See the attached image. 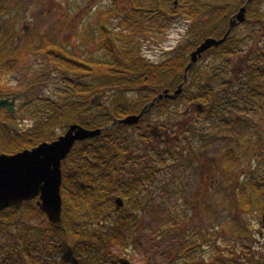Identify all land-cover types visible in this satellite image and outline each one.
I'll use <instances>...</instances> for the list:
<instances>
[{
	"label": "trees",
	"instance_id": "trees-1",
	"mask_svg": "<svg viewBox=\"0 0 264 264\" xmlns=\"http://www.w3.org/2000/svg\"><path fill=\"white\" fill-rule=\"evenodd\" d=\"M246 1L178 0L177 5L172 1L168 10L166 4L170 0H130V7H120L122 0H116L117 7L110 12L108 25L101 27L100 47L107 59L103 62L70 55L60 51L61 47L55 52L51 43L39 48L23 44L16 47L14 40L8 41L9 34L2 35L0 98L21 91L26 100L16 113L0 109V154H13L54 141L71 124L101 129L116 119L137 115L164 89H177L183 82L190 53L207 37L221 38L227 19ZM177 15L188 21L186 41L179 42L157 62L144 57L143 40L161 32L165 23ZM114 17L121 18L117 26L111 22ZM245 17L222 44L202 54L188 72L177 99L159 101L136 124H117L74 145L61 167L60 227L50 222L46 227L28 222L31 214L46 216L37 207L36 199L0 213V231L12 217L21 229L17 235L12 231L6 235L10 237L5 241L7 264H25L27 260H31L30 264H119L121 257L115 255L114 248L129 246L124 232L136 225L141 205L162 209L163 195L176 186L183 188L192 177L189 171L206 162L210 143L223 138L230 126L242 123L237 110L260 105L262 116L250 115L255 131L256 124L264 120V46L257 44L261 37L264 40V0H251ZM242 27L245 33L239 32ZM247 44L254 45L246 47ZM36 50H43L47 60L72 75L66 78L70 94L62 101L29 98L30 90H20V85L5 80ZM242 55L245 58H239ZM96 66L103 71L95 77L92 74ZM237 67L240 68L236 70ZM90 75L92 80L81 78ZM102 93H106V99L98 102L96 97ZM26 119L20 125L19 120ZM240 130H244L243 126ZM250 135L247 143H239L242 152L248 156L252 151L257 157L259 151L264 163V136L255 132ZM249 142L254 145L248 147ZM239 158L227 149L218 159L217 170L225 169L226 180L217 179L215 186L222 187L226 181L227 196L223 202L228 206L223 205V211L232 219V245L217 248L214 253L221 264H253L247 259L257 257L255 248L248 244L253 234L245 215L261 214L264 210V180H247L250 186H241L234 172ZM159 171L165 172L170 183L158 181ZM147 190H151L150 196L147 198L146 193L142 197ZM154 190H159L160 195L154 194ZM202 196L205 198L200 193L198 201L205 212H210L212 204H206ZM118 197L124 206L117 211ZM18 223L15 222V228ZM15 241L26 244L20 258ZM197 242L183 247L192 259Z\"/></svg>",
	"mask_w": 264,
	"mask_h": 264
},
{
	"label": "rangeland",
	"instance_id": "rangeland-1",
	"mask_svg": "<svg viewBox=\"0 0 264 264\" xmlns=\"http://www.w3.org/2000/svg\"><path fill=\"white\" fill-rule=\"evenodd\" d=\"M129 1L122 0L120 7H130ZM172 1H175L176 5L178 4V0H170L166 4L168 10H170ZM116 7V0H8L7 13L9 15L6 18V26L17 31L22 39L21 45L23 44L24 47L30 45L33 48H39L46 43H51V48L55 52L61 47L60 51L70 55H78L91 62H103L107 59L100 47L101 27L108 25L109 14ZM120 19L114 17L111 22L117 26ZM181 20L182 18L177 15L170 22L165 23L166 28L161 32L144 39L142 55L153 62L161 60L167 53V48L164 46L165 41L168 40L169 32L176 24L182 22ZM240 31L245 33V27H242ZM188 34L186 32V36L181 39V42L186 41ZM169 44L170 42H167V45ZM254 44H256L255 41ZM254 44H247L246 47ZM257 44H260L261 47L264 46L262 37ZM239 58L243 59L245 56L242 55ZM241 61L243 62V60ZM246 62L248 63V61ZM238 64L236 62V65ZM239 68L237 67L236 70ZM93 69L92 75L95 77L96 74L103 71L101 66H96ZM92 75L81 78L92 80ZM71 76L59 64L47 60L43 50H36L31 52L29 58L26 62L23 61L17 71L7 74L5 80L11 85H20V90H30L29 98L50 97L62 101L70 94L66 87V78ZM65 91L68 92L65 93ZM17 93H21V91ZM96 99L98 102L105 101L106 93L99 94ZM25 100L22 96L16 100L15 113ZM259 106L253 105L250 108L244 107L237 110L242 123L234 124L233 128L230 126V130H225L223 138L210 143L206 150V162L203 163V166L200 165L195 170L189 171L192 177L189 181L184 182L183 188L176 186L173 191L163 195L162 209L147 206L145 203L141 205L142 209L140 208L138 211L136 225L130 226L124 232V235L128 236L129 246L126 244L125 247H120L122 251L119 247L114 248L116 256L127 258L132 264H193L200 261L207 264H221L217 262L214 253L217 248L223 249L232 245L230 242L232 238L229 236L232 219L229 218L227 211H223L224 207L228 206L226 202H223V198L227 196L226 181L222 187L215 186L217 179L226 180L225 169L220 168L221 172L217 170L218 159L227 149L240 155L239 165L234 168V172L237 173L239 181L241 178V186L244 188L250 186V182L247 180L258 182L264 180V163L260 161L259 151L256 153L257 157L253 155L252 151L247 156L245 151L242 152L243 146L240 145L251 139L250 133L254 134L255 132L256 135L264 136V120L261 119L256 124L254 131L252 129L253 120L250 118V115H257V118L262 116L263 112ZM27 120H19L20 125H23V122H27ZM241 126L244 130H240ZM256 135H253L254 140L257 139ZM253 145L252 142L247 144L248 147ZM156 177L161 182H168L170 179L165 172L161 173L160 171ZM170 187H172L171 184ZM149 191L151 190L145 191L142 197H145L147 193L148 198L151 193ZM156 192L159 196L160 191L154 190V194ZM200 193H204L205 198L203 196L202 198L206 204H212L209 208L210 212H205L201 207L198 201ZM261 218V214L247 213L245 215V219L250 224L251 234L254 235L255 231L261 227ZM27 220L39 227H46L49 223L46 216L41 217L37 214H31ZM15 222L18 223L17 219L12 217L7 221V224L3 225L4 229L0 231V244L3 239L7 241L10 238L6 236L10 231L16 235L19 234L21 229L18 227L19 223L15 228ZM195 241H198V246L195 245L196 250L192 259L186 255L183 247L185 244ZM17 244H20L17 255L20 258L26 244L21 242ZM218 244L220 247H216ZM14 245L16 244L14 243ZM250 245L253 246L252 243ZM6 254V250L0 248V264L8 263V260L5 259ZM30 262L31 260H27L25 264H30Z\"/></svg>",
	"mask_w": 264,
	"mask_h": 264
},
{
	"label": "water",
	"instance_id": "water-1",
	"mask_svg": "<svg viewBox=\"0 0 264 264\" xmlns=\"http://www.w3.org/2000/svg\"><path fill=\"white\" fill-rule=\"evenodd\" d=\"M246 3L230 18L229 26L221 38H205L189 55V62L184 69L183 82L170 92L161 91L152 101L145 104L137 115H129L116 119L101 129H88L80 124H71L51 142H42L30 149H24L13 154H0V212L9 207H19L21 204L37 199L40 211L45 213L48 221L55 227L62 222V162L68 156L77 142L98 136L103 130H108L117 124L132 125L148 113L152 107L163 99L175 100L182 92L188 79V72L201 58L202 54L211 47L222 44L237 24L244 22ZM21 97L16 94L0 98V108H7L10 113L15 112V101ZM116 210L124 206V201L118 197L115 200ZM120 264H132L127 258H120Z\"/></svg>",
	"mask_w": 264,
	"mask_h": 264
},
{
	"label": "flooded vegetation",
	"instance_id": "flooded-vegetation-1",
	"mask_svg": "<svg viewBox=\"0 0 264 264\" xmlns=\"http://www.w3.org/2000/svg\"><path fill=\"white\" fill-rule=\"evenodd\" d=\"M7 11H8V0H0V40H2V35L6 36L7 34H9L10 37L8 38L9 39L8 41L12 42L14 40L15 46L19 47V46H21V42H22V39H20L19 34H17V31L12 30L11 28H7V26H6V24H7L6 18H8V15H9L7 13ZM231 16L227 19V26H226L225 32L229 26ZM240 24L241 23L237 24V26H235L234 28L238 27ZM233 29H232V31H233ZM18 50L21 51L20 49L16 48V51H18ZM240 181H241V178H240ZM261 215H262L261 222H260L261 227L255 231V234L253 236L250 237V241L248 243L249 245H250V243L253 244V247L255 248L256 254H257L256 258L247 259V261H249L253 264H264V210L261 212ZM19 246H20V244H18V247ZM0 248L6 250V253L8 252L7 244L5 243V241L1 242ZM0 258H1V256H0ZM6 258H7V254L5 256V259ZM3 264H7V263L3 262ZM246 264H247V262H246Z\"/></svg>",
	"mask_w": 264,
	"mask_h": 264
}]
</instances>
